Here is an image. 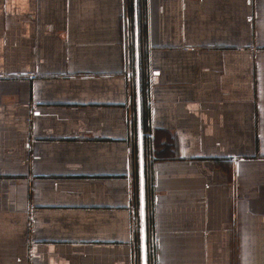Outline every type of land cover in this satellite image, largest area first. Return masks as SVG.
<instances>
[{
    "label": "crops",
    "instance_id": "1",
    "mask_svg": "<svg viewBox=\"0 0 264 264\" xmlns=\"http://www.w3.org/2000/svg\"><path fill=\"white\" fill-rule=\"evenodd\" d=\"M144 241L264 264V0H0V264Z\"/></svg>",
    "mask_w": 264,
    "mask_h": 264
},
{
    "label": "water",
    "instance_id": "2",
    "mask_svg": "<svg viewBox=\"0 0 264 264\" xmlns=\"http://www.w3.org/2000/svg\"><path fill=\"white\" fill-rule=\"evenodd\" d=\"M144 221H145V217H144ZM143 264H147L145 241H144V244H143Z\"/></svg>",
    "mask_w": 264,
    "mask_h": 264
},
{
    "label": "built area",
    "instance_id": "3",
    "mask_svg": "<svg viewBox=\"0 0 264 264\" xmlns=\"http://www.w3.org/2000/svg\"><path fill=\"white\" fill-rule=\"evenodd\" d=\"M233 162L238 166V164L240 163V158L237 157H232Z\"/></svg>",
    "mask_w": 264,
    "mask_h": 264
}]
</instances>
